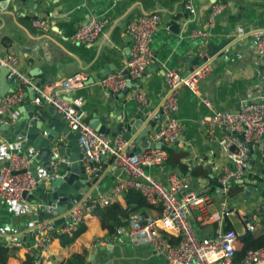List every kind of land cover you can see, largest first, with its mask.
<instances>
[{
    "label": "crops",
    "instance_id": "1",
    "mask_svg": "<svg viewBox=\"0 0 264 264\" xmlns=\"http://www.w3.org/2000/svg\"><path fill=\"white\" fill-rule=\"evenodd\" d=\"M185 1L9 0L6 12L11 15L2 14L0 10V61L11 54L18 57L20 72L25 73L40 88H47L77 73L86 74L87 84L76 92L67 94L66 100L75 102L78 97H82V107L88 122L99 120L110 133H115L114 136L107 135L109 139H114L123 136L124 131L117 129L118 125L123 124L125 115L131 119L139 111V104L133 97L135 90L144 92L147 99L144 110L149 111L145 118H149L152 114L150 111H159L165 101L166 71L172 70L185 76L191 69L196 68V61L203 64L202 59L207 58L212 72L199 82L197 93H192L186 87L179 90L175 118L181 130L180 140L172 145H160V149L167 155L166 162L160 166L145 168L144 173L164 185L168 183L170 174L177 173L181 178L189 180L193 191L209 196L211 204L206 217L199 220L196 211L191 217L200 238H213L226 229L242 235L244 217L251 213L254 216L264 205V199L258 193L259 185L264 184V141L250 149V160L252 155L255 156L254 164H249L241 182H234L242 186L240 194L252 187L250 196L239 204L234 199L240 194L233 198H224L219 191L218 182L222 169L230 165L219 142L223 137H232L221 128H216L212 135H207L198 123L200 119L211 114L210 108L215 111L236 112L246 104L259 101L264 82V65L254 63L251 57L245 58L240 52L231 50L224 61L213 59L209 57V45L217 46L227 40L237 42L236 47L240 48L249 42V35L264 30V0H243L244 4L240 6L234 1L223 4L225 8L214 18L212 27L208 26L209 12L204 17L198 12L199 7L206 5L208 0L196 1L191 18L184 14ZM29 4L40 11L29 7ZM154 14L159 15L160 25L150 45L152 60L146 66V69L149 65L152 68L149 66L146 75L133 82L126 92L104 95L99 81L110 73L123 71L130 59L131 40L125 33L128 22L139 16ZM91 18L107 20V25L96 42L91 45L72 44L70 39L76 29ZM34 19L46 20L48 30L34 28ZM49 20H54L55 25H49ZM172 27L178 28L177 33ZM196 31L207 33V38H193L192 33ZM252 53L258 54L255 48ZM260 66L263 74L260 73ZM33 94L35 96L32 90H25L21 102L24 105H34ZM15 109L18 123L22 119L18 113L21 108L16 105ZM0 116V128L6 125L16 126L11 114L0 113ZM164 124V117H161L156 128L146 136L148 143L157 144L152 142L151 136ZM137 133L131 127L130 139H126L133 141L134 147L133 139ZM61 139L66 144L65 136H61ZM16 140L11 133L1 132L0 144ZM138 146L141 147V143ZM94 167L97 170L104 168V172L99 179L100 186L90 193L91 197L109 193L116 183L125 178L113 166L108 156H102ZM124 198L125 196L115 200L123 209L126 208ZM223 203L230 209L225 217L220 211ZM6 208L0 201V237L6 243L18 239L20 235L26 239L25 242L21 240V247L16 248L18 251L7 264H22L25 254L29 253L27 248L33 243L26 230L32 223L35 208L31 206L32 210L27 209L17 214H9ZM140 210L153 218L159 217L161 213L159 208L153 207ZM86 220V232L73 244L62 248L57 239H53L50 249L38 263L59 264L73 254L85 252L87 261L93 264H170L147 245L133 246L125 237L114 239L115 234L107 235L97 217L89 216ZM238 246L237 244L239 249Z\"/></svg>",
    "mask_w": 264,
    "mask_h": 264
},
{
    "label": "built area",
    "instance_id": "2",
    "mask_svg": "<svg viewBox=\"0 0 264 264\" xmlns=\"http://www.w3.org/2000/svg\"><path fill=\"white\" fill-rule=\"evenodd\" d=\"M195 1L197 0H186L184 9L193 14ZM224 8L223 4H214L211 7L208 15L209 27L213 26L214 18ZM106 25L105 18H91L76 29L70 42L74 45H91L96 42ZM159 25L160 17L156 14L139 16L128 22L125 33L131 38L130 59L123 71L110 73L99 81L104 95L124 93L128 89V81L133 83L141 79L146 66L152 60L150 45ZM32 26L43 31L48 30L46 20L34 19ZM251 36L256 41L257 53L264 55V30L255 31ZM192 37L207 38V33L196 31L192 33ZM0 68L8 70L7 80L14 86V90L1 100L2 115L11 114L12 121L15 122L18 114L14 108L22 101L24 91L32 90L35 93L33 99L35 106L54 107L68 129L80 132L77 143L82 157L81 163L87 173L96 172L94 165L102 156H108L113 166L125 176L107 194L83 196L69 210L65 227H56L52 221L32 222L26 230L33 239L32 246L27 248L30 254L39 256L40 259L50 249L54 235L63 236L70 233L96 209L110 205L130 191H137L148 205L160 209V216L153 218L139 210L116 230L114 239L125 237L133 246L147 245L170 264H264V249L248 251L242 260L234 261L239 235L233 230L220 232L213 238L198 236L192 224V213L196 211L199 214L198 219L203 220L211 204L209 196L199 195L193 191L189 180L181 178L177 173L170 174L166 185L144 173L145 168L160 166L166 162L167 155L164 150L150 147L139 154H134L133 141L124 139L122 135L109 139L90 126L82 107V97H78L75 102L66 100L67 94L76 92L87 84L86 74L77 73L47 88H40L25 73L20 72L19 59L13 54L0 61ZM211 72L208 60L185 76L172 70L166 71L164 76L167 94L159 108L165 124L151 136L152 142L172 145L180 140L181 130L175 118L179 90L186 87L196 94L199 82ZM133 97L139 108L147 106L143 91L135 90ZM259 101L262 103L246 104L236 112L215 111L205 103L211 114L199 120V126L207 135H212L216 128H221L232 137V139L223 137L219 142L230 164L222 169L218 179L219 191L226 199L231 183L241 182L249 167L251 156L249 145H258L264 141V82ZM18 148L19 140L0 144V160L3 161L0 162V201L6 205L9 214L32 210L26 198L33 193L36 184L29 166L33 153L12 154V150ZM21 171L24 172L15 174ZM220 211L222 216H227L230 213L229 206L223 203ZM252 217L255 221L256 217ZM253 220L244 222V232L253 231ZM170 237L178 238L177 244L172 245ZM22 239L20 235L18 239L9 241L11 243L9 244L0 237V246L20 248Z\"/></svg>",
    "mask_w": 264,
    "mask_h": 264
},
{
    "label": "water",
    "instance_id": "3",
    "mask_svg": "<svg viewBox=\"0 0 264 264\" xmlns=\"http://www.w3.org/2000/svg\"><path fill=\"white\" fill-rule=\"evenodd\" d=\"M48 1L52 2L53 0ZM231 1H234L238 6L244 4L243 0H208L206 5L199 7L198 12L201 17H204V14L209 12L214 4H226ZM8 5L9 0H0L2 14L11 15V13L6 12ZM28 6L40 11L34 5L29 4ZM248 6L250 5L248 4ZM184 14L190 18L193 17L192 13L187 9H184ZM48 23L51 26L55 25L54 20H49ZM171 29L174 32L178 31V28L172 27ZM236 43L224 40L217 46L209 45V57L224 61L230 55L229 51L231 50V52H240L245 58L251 57L254 63H262L264 65V55H254L252 53V49L256 46V41L251 35H249V42L240 48L236 47ZM202 61L206 62L207 58H203ZM200 63L196 61L195 67L198 68L202 65ZM148 67L144 71L143 76L152 68L150 66L148 69ZM260 68V73L263 74L262 67L260 66ZM192 71L193 69L188 73ZM124 74L126 75V72ZM7 75L8 70L0 68V104L2 98L14 90V86L7 80ZM131 86L132 83L128 81V89ZM256 103L261 104L262 102L257 101ZM18 105L21 108L18 109V113L22 116V119L18 123V117L15 119L16 126L6 125L1 127L0 137L2 131H7L20 141V148L12 150V154L33 153V159L29 166L36 184L33 193L26 198V201L35 208L32 222L52 221L56 227H65V222L68 221L67 214L74 204L79 202L83 196L90 195L95 187L100 186L101 180L99 179L104 172V168L92 174L86 172L81 163L82 157L77 143L80 132L68 129L62 121V116L57 113L54 107L39 108L35 105H24L22 102L18 103ZM14 110L16 109L14 108ZM147 112L144 108H139L133 118L130 119L125 115L123 124L118 125L117 130L120 132L124 131L123 137L125 139H130L131 127L138 132L135 139H133L136 146L134 154H138L141 150L148 147L160 148L159 144L148 143L146 136L156 128L162 117V112L157 110L153 113V111H150L152 114L149 115V118H145L149 114ZM89 124L95 131L105 134V136L109 134L111 136L115 135V133H110L104 128L97 119L90 121ZM61 136H65L66 144H64ZM139 143H141V147L138 146ZM252 147L253 145H249L250 149ZM254 159L255 156L252 155L249 164H254ZM259 187L258 193L261 199H264V184L259 185ZM251 191L252 187L247 188L246 191L234 199V202L242 204L243 200L250 196ZM23 196L25 197L26 194H23ZM252 214L254 213L249 214L248 218H251ZM25 240L23 239V242Z\"/></svg>",
    "mask_w": 264,
    "mask_h": 264
},
{
    "label": "trees",
    "instance_id": "4",
    "mask_svg": "<svg viewBox=\"0 0 264 264\" xmlns=\"http://www.w3.org/2000/svg\"><path fill=\"white\" fill-rule=\"evenodd\" d=\"M228 197L233 198L242 192V186L240 184L232 182L228 190ZM126 208L123 209L117 202H113L110 205L96 209L90 216L97 217L102 230L107 231V235L112 236L116 230L124 225L132 214L136 213L140 209L152 206L148 205L144 197L137 191H130L125 195ZM134 207H131V205ZM256 220L245 217L244 222L253 220V231L244 232V234L238 236L237 244L240 247L236 249L234 261H240L243 259L248 251L257 249H264V205L258 209L254 215ZM87 218V217H86ZM84 218L77 227L70 233L63 236L54 235L53 239H57L59 246L65 248L73 244L82 234L87 230V220ZM229 231L226 229L224 232ZM178 238L170 237V243L172 245L177 244ZM18 250L13 247L0 246V264H7L9 259L14 257ZM86 253L73 254L68 259L59 264H90L87 261ZM39 256L32 255L30 253L25 254V259L22 264H42L38 263Z\"/></svg>",
    "mask_w": 264,
    "mask_h": 264
}]
</instances>
